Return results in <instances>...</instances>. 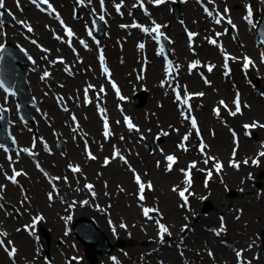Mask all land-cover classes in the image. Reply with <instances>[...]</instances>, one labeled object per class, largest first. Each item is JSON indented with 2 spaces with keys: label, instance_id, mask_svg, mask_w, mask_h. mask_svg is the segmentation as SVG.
<instances>
[{
  "label": "rangeland",
  "instance_id": "374dc122",
  "mask_svg": "<svg viewBox=\"0 0 264 264\" xmlns=\"http://www.w3.org/2000/svg\"><path fill=\"white\" fill-rule=\"evenodd\" d=\"M53 1L61 5V17L68 19L71 16L72 19V23H68L70 24L68 29L70 28L73 32L72 36H68L63 29H59L57 22L54 26L56 36L61 34L62 37L66 38L65 44L59 37L53 38L51 32H48L49 26L45 15L30 0H19V6L22 9L19 12L14 8L15 0H12L11 5L6 4L15 13L17 22L21 21L24 26L32 27V32H28L23 38L29 42L30 38L34 40L36 44H33V47L35 49L37 47L39 49L40 46L47 50L45 51L46 63L40 69L43 74L47 72L49 75L47 89L46 87L42 88L39 82L33 84L29 80L31 84L30 93L47 98L48 93H51L47 90L55 88L54 91L65 96L69 104L66 105L62 101L63 106L67 107V113L65 114L60 115L61 113L55 106V111H47V116L43 119L39 120V118H34L36 115H31L34 123L30 121L21 122V137L24 141L22 145L23 148L32 153L31 155L27 154L29 157L22 153V156L13 158L10 161L8 155H11L10 151L5 152L0 149V185L4 186L2 195L6 199V204L7 202L11 203L19 211V216L16 217L12 214L8 205L2 209L0 208V231L7 234L0 236V239L5 242L4 246H0V264H22L26 262L27 258L34 259L37 264H71L70 256L74 255L75 248L79 250L80 246L71 232L68 231L66 235L64 226L66 227L69 219L60 216L66 214L65 207L68 212H71L74 202H80L81 199L85 201L84 196H78L83 183L91 184L92 189L100 193L105 199L115 201L117 203L116 207L120 211L125 210V215L129 214L131 217H127L128 220L125 219L123 214L119 216L123 215L121 216L123 219L136 225H140L139 218L148 219L143 212L145 208L159 209L156 215H160V219L167 218L168 211L166 209L174 208L179 212L178 215L173 214V217L179 216L183 210H187L185 201L179 194V191L185 188H188L185 195L189 196L194 193L189 201V209L198 206L193 216L195 219L212 210L210 204L205 203L206 201L210 202V200L206 198L201 200L200 198L203 197V193H206L208 197L212 188L217 185L220 186V191L224 192L225 197L255 192L261 196V202L264 204V184L258 180L264 178V156L260 155L261 152H264V127H261V125H264V97L261 96V90L250 82L252 74L258 76L260 82L264 85V64L260 60L262 48L260 45L257 47L256 42L254 43L255 33L253 29H249L250 23L244 19L246 16L243 4L245 0H202L203 4L195 0H184L181 19L173 16L171 12L172 4L163 3L152 9L155 21L168 23L167 28L172 22L177 24L182 35H184V30L197 33L193 40L194 46L198 50V56L202 63L211 62L210 64L213 66L211 72H206L207 84L204 87V90H206L204 99L193 102L197 120L199 119V134L193 130V134L190 133L187 119L182 116L186 110L183 105L181 106L177 102L179 100L171 91L174 85L185 86V82H174L170 85L161 86V83L164 82V79H160L163 76L161 62L158 65L161 71L160 74L155 69V63H150L147 67L142 66L140 61L142 56L137 53V47L141 40V36L138 35L139 32H127L128 29H125V27L118 28L116 23H113L111 29L105 32L103 37L93 36L89 48H87V44L83 47L84 44L80 41L83 37L87 40L85 36L87 17H81L79 23H76L73 18V15L76 16V14L74 11H70V6L74 4L73 0ZM117 1L120 4L123 3H121V0ZM251 1L253 9L259 13L261 6L264 7V0ZM68 2L70 4L65 10ZM90 3L95 8L102 7L101 0H90ZM107 3L114 7L118 4L115 0L112 2L111 0H103V5ZM236 4H238V8L235 10L234 6ZM207 5L211 7L213 14L207 20H202L203 15L208 16L204 12V6L207 7ZM225 7L230 11L225 14L223 19L227 20L230 17L233 23L239 26V43L234 42L229 34L226 35L221 25L212 23L213 16L217 17L218 13H224ZM131 10L135 11L132 1L129 4H123L119 10V13L123 15V19L118 20L121 23L128 22ZM16 21L7 26L5 30L8 34L7 37L1 34L4 26L0 21V36H2L3 41H11L13 44L21 43L20 39L17 38L18 32H15V34L12 31L9 32L10 28H15ZM151 21L153 20L143 21L144 26L148 28L153 23ZM89 22L88 27H91V17ZM18 28L20 29V27ZM169 32L175 37L173 32ZM209 35L219 37L218 47H222L233 56L229 68L220 58L218 49L204 42ZM70 39H73V41H70ZM24 45L26 46V44ZM183 45L184 48H179L175 42L172 45V50L184 62L193 55L190 49L186 47L185 39ZM72 46L74 49L71 48ZM168 47H170V43H168ZM97 53L104 57L108 72L100 70L96 66ZM244 56L251 59L252 63L249 66L248 64L246 66L243 62ZM58 58H62L65 62L57 65L56 59ZM36 62H38L37 59ZM62 66L68 67V72L62 71ZM103 79H106V82ZM112 80L119 84L117 86L118 91L115 92L116 94L113 93L116 98L114 95L109 94L112 93L110 89ZM200 87L203 86L200 84ZM143 88L146 90L144 91ZM101 89H103V93ZM85 90H87V94ZM143 91L145 92L143 102L140 105H135L133 97ZM96 93L99 94V97L97 96L96 101L92 102V97ZM237 94H239L241 102V112L233 116L230 112L235 111L233 102ZM48 97L51 98V96ZM6 99L13 102L12 111L14 112V99L0 88V100L5 101ZM83 101H89L90 103L85 104ZM220 101H224L227 108L221 105ZM70 103L75 106V114L80 124L83 125V129L88 132L91 131L88 138L89 142L74 139V134L69 133V127L62 124L67 120V115L72 113ZM32 107L30 105L29 110L34 111ZM217 109L219 110L218 113ZM97 110L103 111V113L98 118L95 117L96 123H94L95 127L92 126L94 128L92 131V127L86 120L90 115L96 116L95 112ZM125 117L130 118L131 123L135 125L132 129L136 132L130 130V127L127 129L122 126V118L125 121ZM100 120H107L109 123L108 136L104 134L105 128L104 131H101ZM253 124L256 125L253 129L245 127V125ZM53 128L60 132L61 137L59 138L64 145L63 152L56 148L57 135L54 134ZM153 134L157 135L154 136ZM161 134L168 136L169 139L159 140L162 137ZM151 135L153 142H151ZM186 135L188 139L184 140ZM31 141L40 142L41 147L39 146L38 151L30 147ZM202 144L204 145L203 152L201 151ZM234 151L235 155H233ZM168 155L176 157L171 170H168L169 161L166 159ZM90 156H94L95 159H91ZM106 158L109 161L107 164H105ZM207 158L215 159H208V163L205 164L204 161ZM28 159L31 161H26ZM115 160H118V163H114ZM217 161L223 165L219 172L216 171L214 166ZM193 162H195V167H191ZM232 162L238 164V167L233 166ZM12 164L15 168L11 167ZM36 164L40 165L42 171ZM70 165L81 169L75 175H69L67 171ZM110 165L113 172L111 175L106 176V172L108 173L111 169H109ZM97 166L101 168L100 171L95 168ZM14 169L22 172V175L16 178L17 183L15 184L7 179V176L14 174ZM29 169L31 170L30 175L28 173ZM182 169L186 171L182 172ZM2 170L6 171L3 173ZM118 171L120 176H117ZM187 171H190L191 174L192 183L190 187L186 184ZM209 171L211 172L210 177L208 175ZM24 174L26 176H23ZM137 174L145 184L150 182L152 185L150 189L144 192L145 200L138 204L136 200L138 184L134 181ZM164 175L166 176L162 177ZM50 181L62 190L61 195L64 194L62 196L68 198V205H64L62 198H57L53 194V186ZM97 188L102 190L98 191ZM174 188L178 190L174 191ZM50 193L52 195L51 199H49ZM26 208H30L27 213L24 211ZM221 209L229 211L234 220L237 214H240L235 221L239 222L241 226L248 224V222L254 224L261 222L264 224V220H262L264 210L261 208L251 210L250 207L244 208V206L237 205V203H227ZM48 210H50V213ZM114 210V208L109 209L111 213ZM40 213L46 215L49 219L47 223L41 222L48 232L53 228L50 219L52 221L58 220L59 224L57 230L53 229L56 234L54 241L58 245L54 248L50 246L48 256L41 250L40 243H34L33 236L25 234L22 230V226L28 224L30 214L37 216ZM117 213L119 214V212ZM185 213L188 214L185 211L184 218L187 216ZM153 214L155 215V212ZM151 215L152 212L149 213L150 217ZM215 218L217 220V216ZM183 221L182 219L179 223ZM216 224L217 221L214 225L217 226ZM140 226L143 227V225ZM246 227H243L242 230L245 229L246 231ZM48 234L49 237H52L53 233L49 232ZM247 234L248 245H252V247L247 250V254L245 253L244 256L253 259L256 264H263L259 250L264 235L255 230L247 232ZM8 241L12 242L9 245H13L17 249L16 255L18 254L19 261L9 259L1 250L3 247L9 249L6 245ZM60 242L64 244L61 245ZM121 245L120 248L115 245L111 252L120 251L119 260L123 264H128V262L129 264H138L137 254L132 252L133 247H129L124 242ZM21 246L25 249H22ZM221 246L224 245L221 243ZM214 247L209 248L206 244L197 245L187 241L182 246L184 250L181 256L189 260L191 264H220L224 262L223 259H227V256L216 246ZM228 248L231 250L230 247ZM233 251H230V253L232 254ZM210 252L212 255H209ZM78 253L82 254V249ZM99 254H97L99 257L96 255V264H98V260H104L102 255ZM108 254L106 252L103 255L108 257ZM34 255L35 257H33ZM156 257L158 258V255ZM202 258H207L208 261H201ZM83 262L87 264L89 260L84 258ZM182 264L189 263L182 262ZM250 264L252 263L250 262Z\"/></svg>",
  "mask_w": 264,
  "mask_h": 264
},
{
  "label": "bare ground",
  "instance_id": "6f19581e",
  "mask_svg": "<svg viewBox=\"0 0 264 264\" xmlns=\"http://www.w3.org/2000/svg\"><path fill=\"white\" fill-rule=\"evenodd\" d=\"M84 7H88V5L86 4L84 5ZM237 8H238V4L234 6L235 10ZM107 11L110 14L113 13L109 6L107 8ZM135 17H137L138 19H141L137 14H135ZM168 30L175 34L176 45L179 48H184L183 42H184L185 37L184 35L181 34L177 24L170 22ZM90 57H91V54H90ZM18 61L19 59H17L15 62L6 61V64H10L13 67L14 71L16 72L18 70V66H17ZM152 61L159 64L158 57H155V59H153ZM21 62L22 61H20V63ZM34 68L35 69L33 72H28L26 70L25 74L28 77V79H29V76L33 78L35 75H37L40 72L39 68L35 64H34ZM190 80L192 82H190ZM190 80L188 79V86L191 89H196L198 93H201V92L204 93L203 96H197V99L195 101L203 100L206 95V91L204 90V87H205L204 81H201L200 79L193 78V77H191ZM200 84L203 87H200ZM41 103H43L44 107L47 109H50V110L54 109V106H53L54 104L48 97L42 98ZM86 122L92 127L94 126V123H96V118L93 115H91L88 121ZM92 130H94V128ZM161 135L162 137L159 138V140L169 139L168 136H164L163 134ZM14 137L16 140L19 139L18 134L14 135ZM151 142H153L152 135H151ZM114 163H118V160H115ZM95 168L98 169V171L101 170V168L98 166ZM110 168H111V165L109 166V169ZM112 172L113 171L111 168L108 171V173L106 172V176H108V174L111 175ZM123 174L126 175L125 172H123ZM117 176H120L119 171L117 172ZM165 176L166 175L162 177H165ZM258 180L260 183L264 184V178L258 179ZM97 190L101 191L102 189L97 188ZM80 193L82 195H85V190L82 189ZM86 199H90L89 204L88 203H86V205H81L79 203L75 204L74 212L69 213L68 218L70 217L71 220H75L78 217L86 216L92 219L96 223V225L102 231H104L108 240L110 239L111 234L112 235L119 234L120 241L124 242L129 247H133L132 252L136 253L138 256L144 254L145 252L148 253V256H149L148 258L150 259L148 261L143 262L144 264H182V261H181L182 259L179 257V255L176 252L177 243H178L177 239L178 241L179 239H182L183 241L187 240L197 245L206 244L207 247L214 248V246H216L217 249H220L223 252V254L227 256V259L224 261V263H221V264H241V261H238L237 259L236 252L243 250V253L247 254V250L249 249L248 247L249 241L246 239V235L248 237L247 232H251L252 230H255L257 232H261L262 234H264V224H262L261 222L257 224H254L253 222H250V223L248 222V224L241 226L239 222H236L232 218V215L230 214L229 211H224L223 209H221L227 203H230V204L237 203V205H242L244 206V208L250 207L251 210L253 208L255 209L261 208L264 210V204L261 202L262 198L261 196H258L257 193L255 192L254 193L251 192L246 195L237 194L236 196L228 195V197H225L224 192L220 191V186L217 185L214 188H212V190L210 191V195H208L207 197V199L210 200V202L208 201V204H210V207H212V210L205 215H202V216L200 215L198 219L192 218V215L195 214V208L188 211V214L185 213L187 215L186 218H184L185 216L183 217V214L185 212L184 210L183 212H181L179 216L173 217V214L178 215L179 212H177L174 208L166 209V211H168L166 215L167 218H165L163 223L168 228L169 231L163 236V238L166 236V238L163 240L166 243H172V244H168L166 246L160 245L158 248L155 247L156 241L155 239H153V238H160L158 225L153 226V222L147 221V220L141 221L144 225L143 227L140 225L130 223L127 217L130 218L131 216L129 214H127L126 216L125 210L120 211L118 207H116L117 203L115 201H110V200L105 199V197L101 196L100 193H98L97 197L91 196V197H87ZM113 208L115 210L113 213H111L109 209H113ZM218 211H220L221 214H224L223 212H221V211H224L226 212L228 216L227 220L229 222V227L231 231L229 232L228 239L225 242L226 247L221 246L218 243L219 239H217V237L213 234V232L210 231L212 229V224H215L217 221L215 216H217ZM48 212L50 213V210H48ZM117 212H119V214ZM120 214H123L125 219H128V220L123 219L121 217L123 215L119 216ZM49 215H52V214H49ZM182 219L184 221L179 223V221ZM262 220H264V213L262 215ZM50 222L52 223V226L54 227V229L57 230V228L59 227L58 220L52 221L50 219ZM217 224H218V221H217ZM121 225H125L126 227H122ZM185 225H187L186 228L184 227ZM245 226H247L246 231L245 229L242 231L239 230V228H243ZM55 237H56V234L53 233L52 242ZM150 239H153V241H151ZM227 246L230 247L231 250ZM21 248L25 249V247L23 246H21ZM224 251L227 253L225 254ZM230 251L231 252L233 251V253L231 254ZM157 255H158V258L156 257ZM102 257H104V255H102ZM136 259L141 263V260H142L141 257H136ZM203 260L208 261L207 258L205 259L202 258L201 261ZM241 260L244 262V264H247V262L252 261L251 258L249 260H245V258L242 259V257H241ZM205 264H209V263H205ZM252 264H256L255 261H253Z\"/></svg>",
  "mask_w": 264,
  "mask_h": 264
},
{
  "label": "snow or ice",
  "instance_id": "6c2138e0",
  "mask_svg": "<svg viewBox=\"0 0 264 264\" xmlns=\"http://www.w3.org/2000/svg\"><path fill=\"white\" fill-rule=\"evenodd\" d=\"M31 2H32L33 4H37V5H38L39 3L48 4L49 0H31ZM81 2H82V0H81ZM122 2H123V0H121V3H122ZM154 2H155L157 5H159V4L164 3L165 0H154ZM141 4H143V0H141ZM17 5H18V7H19V0H17ZM101 6H103V0H101ZM2 7H4V0H0V8H2ZM49 7H51V5H49ZM120 7H121V4H117V5H116V9H117V11L120 10ZM53 11H55V9H53ZM205 11L208 12L209 15H212V13H211L207 8H205ZM229 11H230V10H229L227 7H225V8H224V13H223V14H219V13H218V16H223L224 14H227ZM246 11H247V15L244 17V19L247 20L249 23H252L251 17L253 16V8H252V6H251L250 4H249V5H246ZM100 19L103 20L104 17H103V16H100ZM220 22H221V20L218 18V19L216 20V23H220ZM21 23H23V22H21ZM61 23L63 24V21H61ZM227 23L230 24V25H232L233 28L236 27L235 24H233V22H232V20H231L230 17L227 18ZM132 26H133V27H138V28H139V27H142V26L139 25V24H133ZM122 27H126V26H122ZM161 27H162L161 25H159V24H155V26L151 29V31H152V32H155V33H159ZM32 30H33V29L31 28V26H29V27H28V31L31 32ZM143 31L147 33V32H149V29L146 28V27H143ZM67 34H68V36H72V35H73V32H72V30H71L70 28L67 29ZM161 35H162V34H161ZM188 35H189V39L191 40V38L194 37V36H196L197 33L189 32ZM33 43H35V41H33ZM82 43H83V41H82ZM211 43L215 44L216 41H215V40H212ZM139 47H140V48H143L144 45H143V44H140ZM3 49H4V45H3V44H0V51H2ZM45 51H47V50H45ZM161 51H163V48H161ZM30 59H31V57H30ZM100 59L103 61L104 58H103L102 55H101ZM261 59H262V61H264V52L261 53ZM246 61H247V64H251V63H252L250 58H246ZM168 63H169V68H168L167 71L170 73V72H171V61H169ZM198 64H199V61H196V62L192 63V64L190 65V67H191V68H195V67H197ZM247 64H246V66H247ZM104 71L107 72L108 69L105 68ZM208 71H209V72L212 71V66H209V67H208ZM44 75L47 76L48 73L45 72ZM163 83H164V82H162V85H163ZM206 83H207V81H206ZM3 86H4V81H3V80H0V87H3ZM113 86L115 87V84H114ZM5 90L7 91V89H5ZM101 91H103V89H101ZM117 91H118V89H117ZM185 91H186V89H185ZM85 92H86V94H87V90H85ZM194 95L203 96L204 93H202V92H201V93H195ZM176 99H177V100H180V93H179V91H177ZM187 102H188L187 99H185V100H184V103L187 104ZM233 103L235 104V111H231L230 114L233 115V116H235L237 113H240V112H241V102H240V99H239V94H237V97H236V99L234 100ZM220 104L227 108V104H225L224 101H220ZM218 112H219V110L217 109V113H218ZM185 118L187 119V118H189V117H185ZM73 120H75V117H73ZM125 121L128 123V126H129L130 128H134V127H135V125H133V124L131 123L130 118L125 117ZM191 123H192V126L195 128L197 122H196V119H195L194 117H191ZM255 126H256L255 124H253V125H245L246 128H249V127H255ZM104 127H105V133H104V134H105V136H108V135H109V133H108V131H107L108 124H107V121H106V120H105ZM261 127H264V125H261ZM198 131H199V130H197V133H198ZM121 139H123V137H121ZM187 139H188V136L186 135V136L184 137V140H187ZM0 147H3V146L0 145ZM181 147H183V145H181ZM24 151H25V152H28V149H24ZM201 151H202V152L204 151V145H203V144L201 145ZM117 155H118V153H117ZM233 155H235V151H234ZM260 155H261V156H264V152H261ZM90 158H91V159H95L94 156H90ZM166 159L169 161L168 170H171L172 163L175 162L176 157L173 156V155H168V156L166 157ZM208 159H213V160H214L215 158H207V159H205V161H204L205 164L208 163ZM108 162H109V161H108V159L106 158V159H105V164H107ZM232 163H233V166L238 167V164H236L235 162H232ZM245 163H247V161H245ZM214 166H215V169H216L217 172H219V171L222 169V167H223V165H222L220 162H218V161L215 163ZM37 167H39V164H37ZM70 167H72V166L70 165ZM191 167H195V162H193V164L191 165ZM72 170H73L74 172L80 171V169H79L78 167L73 168ZM181 171H182V172H185L186 170L182 169ZM13 173H14L13 175H11V176H7V179L10 180L12 183L15 184V183H17L16 177L22 175V172H21V171H16V170L14 169V170H13ZM208 175H209V177L211 176V172H210V171H209ZM57 179H59V178H57ZM135 179H136L137 183L139 184V189H140L139 199H140V200H144V199H145V197H144L145 184L140 182V176H139L138 174L135 176ZM191 183H192V180H191V174H190V171H187V172H186V184L188 185V187H190V186H191ZM147 186H148V188H151V187H152V185H151L150 182L148 183ZM86 187H87L88 189L91 190L93 186H92L91 184H88V185H86ZM3 188H4V186H3V185H0V193H2ZM173 190L176 191V190H178V189L174 188ZM187 191H188V188H185L184 190H180V191H179L180 196H181V197L184 199V201H185V205H187V202H188V196L185 195V192H187ZM190 194H191V193H190ZM93 195H95V193H93ZM2 198H3L2 195H0V199H2ZM51 198H52V195H51V193H50V194H49V199H51ZM85 203H86V202H85ZM0 207H2V205H0ZM143 212H144V215H145L146 217H148L149 219H152V217L149 216V213H150V212H159V209H149V208H145V209H143ZM237 218H238V217H237ZM35 219L38 220V219H41V217H36ZM69 219H70V217H69ZM156 223H157L158 228H159V235H160L161 239H163V236H164L166 233H168L169 230H168V228H167L163 223H161L159 220H156ZM121 226H122V227H126L125 225H121ZM184 227L186 228L187 225H185ZM223 230H224V228H223V224H222V226H221V231H223ZM18 231H19V229H18ZM219 234H220V233L217 232V235H219ZM3 235H7V234H6V233H0V236H3ZM8 244H12V242H11V241H8ZM4 245H5L4 240H3V239H0V246H4ZM248 247L251 248L252 245H249ZM6 251H8L9 256H15V254H16V252H17V249H16L15 247H12L10 250H8V249L6 248ZM242 253H243V250L237 251V252H236V256H237L238 261H241V264H244V262L241 260ZM209 255H212V253L210 252ZM73 259H75V258H73ZM247 264H250V262H247Z\"/></svg>",
  "mask_w": 264,
  "mask_h": 264
},
{
  "label": "water",
  "instance_id": "95a60500",
  "mask_svg": "<svg viewBox=\"0 0 264 264\" xmlns=\"http://www.w3.org/2000/svg\"><path fill=\"white\" fill-rule=\"evenodd\" d=\"M20 106H21V105H20ZM89 257H91V258H92V257H93V255H89ZM91 264H93V263H91Z\"/></svg>",
  "mask_w": 264,
  "mask_h": 264
}]
</instances>
